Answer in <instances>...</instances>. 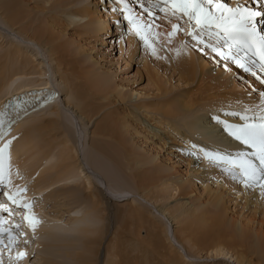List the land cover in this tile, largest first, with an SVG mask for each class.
Returning <instances> with one entry per match:
<instances>
[{"label": "bare ground", "instance_id": "6f19581e", "mask_svg": "<svg viewBox=\"0 0 264 264\" xmlns=\"http://www.w3.org/2000/svg\"><path fill=\"white\" fill-rule=\"evenodd\" d=\"M30 1L0 0L2 22L9 31L16 32V34L13 33L14 36H17L18 40L21 38L24 43V45H20L21 43L8 45L5 50L1 48L3 53L0 55V112L8 120L13 118L16 121L15 126L12 127V133L19 132L14 139L9 141V144L8 141L6 142L8 148L5 155L8 152L9 157L7 165L13 175H10V182L8 186H5V190L15 193L18 188L28 185L24 183L26 177L33 178L34 182L30 190L35 195L43 194L45 205L44 207L37 205L40 210L36 209L32 212L36 211L38 216L39 213L41 214L40 211L46 210V204L49 202L54 205L61 203L65 209L55 207L56 210H61L60 213L56 210L49 211V213L56 211L50 213V225L38 220V226L34 230L31 227V229H26L22 236L26 242H29V247L26 249V245L23 244L13 251L12 257L16 260L15 264H30L28 257L32 258L31 250L34 248L38 250V259L34 264H100V253L102 252L104 257L105 251H107L106 258L111 257L110 264H128L130 253L124 252L126 249L124 246L135 253L134 262L129 264H150L149 257H152L153 263L160 261V264H185L181 262L182 259L172 243L170 246H168L169 242L166 244L167 238H164V234L167 230L163 234L158 225L144 213L142 210L144 208H138L135 203L131 202L127 210L118 209L112 215L109 208L112 207L110 205L113 202L101 191H94L95 188L92 189L90 183L82 188L87 194V199L90 200L88 213L80 220L73 219L76 217L71 216L72 219L68 222L73 226L74 231L79 232V235L83 233L82 237L87 232L90 236L92 235L89 231L92 228L88 229V225L96 222L97 225H95L99 228L93 232L95 237L91 236L92 239H87L90 236H85L86 238L80 240L73 239L70 235L73 229L69 230V233L68 230L62 229L63 227H58V220H63L64 213L70 215L74 211H80L77 207L73 209L66 206L67 202H76L75 198L77 199L76 185H67V179L75 178L77 175L85 179L89 177L86 178L81 163H77L75 146L67 141L63 131H60L64 121L62 122V113L59 110L57 111L58 119L62 123L59 120H48L45 124L39 122L30 126L22 125L31 112L32 115L33 111L34 114L46 113V110H52L58 104L65 109L63 110L64 117H70L67 109L74 107L80 116H84L86 124L94 120L92 125L94 129L91 132L94 138L92 143L94 146L99 144L98 146H101L99 153L107 159H105L106 162L121 171L125 178L132 182L133 192L131 193L126 189L119 190L120 193H114L109 186L108 193L116 202H126L130 200L129 197L153 202L154 212L168 222V224L165 223L166 226H170L169 219L175 222V229L171 227V239L183 251L184 246H187L193 255L201 254V252L213 254V257L217 258L230 255L229 259H233L235 264H264V194L258 186L245 188L238 179H231L232 177L229 178L228 175L220 174L219 176L213 169L212 171L206 170L210 169L206 160L211 159L206 157V153L235 156L243 152L249 157L254 151L240 144L225 130V123L229 124V121L232 124L234 121L236 124L244 123L240 115H247L251 122L264 114L263 99L253 97L249 88L245 93L241 92L242 88L236 83L234 74H238L240 69L241 71L245 69L233 60V63L222 60L204 45L194 47L196 42L186 35V31H181L183 37L178 32L171 37L169 42L166 33L171 29L159 31L153 26L150 37L148 30L145 29L142 35L149 40V43H152V48H149L144 39L136 34L134 26L129 27V23H126L124 30L122 24L118 23L117 11L102 16L91 7L90 3H86L87 0H32L33 3ZM224 2L228 5L227 7L232 8L236 7L237 3L247 5L248 8L252 7L249 0H226ZM252 4L261 5L262 7L258 9L264 11V0L255 3L252 0ZM150 7V3H146V8ZM256 9V7L252 8V10ZM130 10V12L125 11L129 16H144L143 19L138 20L139 24H151L153 16L148 15L146 18V15L140 12H134L136 9L130 8ZM153 12L156 14L159 11L153 9ZM159 14L164 17V13L159 12ZM257 18L264 25V17ZM111 19L118 26L116 29L120 33L119 36H124L123 40L118 41L117 47L121 53L125 52L124 56L127 54L126 58L129 62L134 61V56L139 49L134 37L141 41L142 50L145 48L149 54L155 56L154 67H150L146 59L142 61L144 70L149 75L147 77L149 84L152 86L149 88L154 90L157 94L155 96H160L158 101H155V105L150 102H137L141 96L117 84L114 74H110V71L104 73L105 69L102 68L98 58L93 55L94 45L104 42L101 35L109 34L112 30ZM172 20L176 22L175 18ZM184 28L187 30L186 24ZM71 30H73L71 34L73 39L67 36L68 31ZM157 32L160 33L159 36L155 35ZM3 43L5 42L0 39V44ZM125 44L128 46L127 52L123 51ZM30 47L31 51L28 49ZM153 49H155V54H153ZM39 57L44 64L39 62ZM47 62H50L52 67ZM240 63L247 64L248 61L240 56ZM220 64L223 65L222 69L219 67ZM159 66H162L165 72H172L174 78H178V86L181 88L195 84L197 86L195 93L189 97L173 94L169 86H164V77H161L158 72ZM26 69L32 71L25 72ZM245 72L252 76L240 72L242 78L253 83L255 87H264V83L257 78V76H264L261 71L252 67ZM253 72L257 75L254 76ZM53 74L57 75L61 87L63 85L64 88L51 82L49 77ZM137 74L140 76L139 72ZM7 75L9 76L6 79ZM25 75H35L39 81L16 87L9 97L12 84L18 79H24ZM33 89L36 90L31 93ZM64 95L68 97L66 100L63 98ZM49 96H51L50 100ZM42 101L44 102L43 107L39 105ZM55 102L56 104L51 106ZM107 108L111 110L104 111L105 113L98 116ZM139 120L145 121L149 127L152 124L150 128L156 129L160 134L163 133L164 142L156 137L157 134L150 133L148 130L146 132L144 128L137 130L134 122H139ZM163 124L172 128L176 135L184 141V146L190 144L191 149H198L195 153L200 155L197 162L202 163V170L196 169L194 172L203 174L201 179L194 181L184 177L183 173L177 170L180 162L174 164L176 167L173 164L170 166L167 163H161L156 153L155 156H151L137 148L138 142L137 140L136 143L134 142L135 137L146 143L159 138L158 141L161 143H157L158 147L155 146V149L159 150L158 152L164 149V143L170 141L172 137L169 138V133H165ZM172 144L177 145L175 141H172ZM55 145L57 146L54 147ZM51 146L54 149L62 146L56 156L57 163L53 166L48 164L55 157L48 150ZM26 158L30 164L27 162L28 170H25L23 174L21 163L25 164L22 161ZM187 162L188 166L192 165L191 160ZM91 165L95 169L99 167L98 163L91 162ZM223 165H226L225 168L223 167L226 174L230 166L226 163ZM256 165L259 166V164ZM100 166L104 167L102 162ZM90 168V166L87 167L88 172H91ZM19 172L23 174L21 177L18 176L20 182L15 180L17 177L15 175ZM101 181L103 182L102 179ZM117 182L124 183L123 177ZM167 193L171 195L176 193L178 198L188 204L189 209L185 210L175 205L156 206ZM17 199L20 200L18 197ZM142 230L145 231L144 242H140L139 239ZM110 233L112 237L107 240L105 246L104 240ZM77 236L78 234L75 235ZM24 240H18V242L22 243ZM75 244L81 246L78 251H76ZM142 246H146V249ZM16 252H25L29 255L22 260L14 255Z\"/></svg>", "mask_w": 264, "mask_h": 264}, {"label": "rangeland", "instance_id": "374dc122", "mask_svg": "<svg viewBox=\"0 0 264 264\" xmlns=\"http://www.w3.org/2000/svg\"><path fill=\"white\" fill-rule=\"evenodd\" d=\"M224 1L226 0H222V2L228 6ZM30 2H34V1H30ZM143 2V3H142ZM86 3H90L91 7L94 8V10H96L100 15L104 16L105 14H110L111 12H116L117 16L118 17V23L124 27V30L126 28V23H129L127 22L128 20L126 19H123V17H125L126 12L128 10H130V8H133L135 11L134 12H140L141 14L143 15H146V18L148 16L147 12L145 11L146 8V3H149V0H124V3H121L120 0H87ZM247 7V6H246ZM254 7H257V6H254ZM115 10V11H114ZM126 11V12H125ZM254 11H261V9H256ZM157 16L155 18V23L158 24V25H161V27L157 28L159 31H165V30H169L171 29L170 25L171 23H174L173 20L171 21V23L167 20H165L163 17H161V15L158 13H156ZM144 17V16H143ZM142 17V19H143ZM159 17V18H158ZM64 19V18H62ZM145 19V18H144ZM153 21V17L151 18ZM3 20L0 18V39H2V42H5L3 44H0V51L3 49L5 50L7 48L8 45L11 46V44L13 45H16V44H20V45H24L23 41H21L22 39L19 38L18 40V37L17 36H14V34H16V32H12V31H9V29L7 28V26L2 22ZM63 21V20H62ZM113 19H111V29L109 31V34H102L101 37H102V40L104 41L102 44H95V52H93V55L98 58V61L99 63L101 64L102 68H104L105 71H110L109 73L110 74H114L115 76V81L117 84L119 85H123L124 88H126L125 90H128V91H133L134 93H137L139 94L141 97L138 98V101H144V102H150L152 103V105H155V101H158L157 99L160 98V96H155L157 95L156 93H154V90H151L149 87H152L150 84H149V79L147 78L149 75L148 73L144 70V62L143 59H146L148 61V64L150 67H154V60H156L155 56L152 55V54H149V52L147 51V49L143 48L142 50V44H141V41L139 40H136V37L135 38V41H137V44L139 45V49L136 53V55L134 56V61H130L127 60L126 56L127 54H125L124 56V53L120 52L118 47H117V43L118 41L121 39L123 40L124 36H119V32L118 30L116 29L118 26H116L114 24V21ZM259 21V18H256V22ZM2 22V23H1ZM117 24V23H116ZM129 27H133V24H128ZM71 29H75L74 27H71ZM73 30L71 31H68V37H71V34H73ZM76 30L78 31V29L76 28ZM123 30V28H122ZM11 33V34H10ZM14 33V34H13ZM181 37H183V34L182 32H179ZM148 35L149 37L151 36V32L148 31ZM17 37V38H16ZM121 37V38H120ZM13 38V39H12ZM72 39L74 37H71ZM105 39V40H104ZM205 39H207V37H205ZM11 42V43H10ZM140 43V44H139ZM113 44V46H111ZM2 45V46H1ZM93 45V44H92ZM127 44H125V50L123 51H126L127 52ZM141 47V49H140ZM203 47V45H202ZM2 48V49H1ZM30 51H31V47L28 48ZM32 51H34L32 49ZM208 51V50H207ZM3 52L1 51L0 52V55L2 54ZM95 53V54H94ZM121 54V55H120ZM142 55H143V58H142ZM39 62L43 63L44 61L39 57ZM43 62H42V61ZM159 61V60H158ZM162 61V60H160ZM226 62H230V63H233L232 60H227ZM44 64V63H43ZM47 64H49L51 66V63L50 62H47ZM219 66V65H218ZM52 67V66H51ZM221 69L223 68V65L220 64L219 66ZM107 68V69H106ZM36 69V68H35ZM159 69V75L161 77H164L163 78V82H165L164 86H169L170 90H172V93L173 94H180V95H183L185 97H189L191 95H193L197 89V86H195V84H193V86H186V88H181L178 83V78H174V74L172 72H168L162 68V66H159L158 67ZM239 70V69H238ZM32 70H28L26 69L25 72H31ZM140 73V76L137 74V73ZM239 72V71H238ZM240 72L241 73H244V75L247 74V76H252V75H249V73H246L245 71H241L240 69ZM240 72L238 74H234V77L236 78L237 82L238 83V86L242 89L241 92H246L247 90L250 89V94L253 96V97H259L261 99H263L264 101V97H261V92H264V87L263 88H260V87H255L253 86V83L249 82L247 79L245 80V78H242V75H240ZM246 73V74H245ZM51 75L49 77V79L51 80V82L53 84H57V85H60L61 87V84L59 83V78H57V75ZM9 75L6 76V79ZM26 76V75H25ZM29 77V78H28ZM53 77V78H52ZM23 78V77H22ZM21 78V79H22ZM27 79V80H26ZM55 79V80H54ZM54 82H53V81ZM36 81H39V78L35 75H29V76H26L24 77V79L20 80L18 79L17 81H15V83L12 84V87H11V90H10V94H9V97L12 95V92L15 90L16 87H20V85L22 84H28V83H34ZM59 84H58V83ZM39 83V82H38ZM243 83V84H242ZM249 86V87H248ZM30 87V85L28 86ZM245 87V88H243ZM61 88H64L63 85ZM249 88V89H248ZM189 89V90H187ZM34 90L36 89H33L31 91V93L34 92ZM248 94V93H247ZM145 97H144V96ZM249 95V94H248ZM149 96V97H148ZM250 96V95H249ZM66 97V98H65ZM65 100L68 98L67 96L64 95L63 97ZM57 102V101H56ZM56 102L54 104H52L51 106L55 105ZM136 102V101H135ZM75 106V105H73ZM58 107V108H57ZM56 108H53L52 110L49 109V110H46V113L44 112H38V113H35L34 114V111H33V115H32V112L31 114H28V117H24L23 119H25L23 122H22V125L25 124V126H30V125H33L35 123H39V122H42V123H47L48 120H52V121H60L59 118V115L57 114V111L59 110L62 115H61V119H62V122H63V125H62V128H61V132L64 133L65 135V139L67 141H69L71 144H73L75 146V149L77 151V163H81L83 169L85 170V173L86 174V178H80V176L77 175V177L73 178V177H70L69 179H67L68 181H66L67 185H71V184H75V193H76V197L77 199L75 198L76 202L74 201H71V203L67 202L66 203V206L68 208H76L77 207V210H80V211H77V212H72V213H75V214H72L70 213V215H68L69 213H64L65 214V217L63 218V220H58V227L62 228V229H66L68 230V232L70 233L69 230L72 231L73 229V226L72 225H69V222L68 220L69 219H72L73 217H76V218H73V219H77V220H80L82 219V217L88 213V207L90 206V200L87 199V194H85V192L82 190L83 187H86L87 186V183H90L91 186H92V189L95 188L94 191H97L98 192H102V194L104 196H106V198H109L113 203H111L109 210L111 212V214L113 215L114 212L118 209H121L123 211L127 210V207H129V205H131V202L132 203H135L136 204V207L138 208H144L142 209L144 211V213L152 220L154 221L161 232H163L165 236L164 238H167V241H166V244H168V246H170V243H172V245L174 246V248L176 249V251L178 252V254L180 255V258L182 259L181 262H184L185 264H235L234 260L233 259H229L230 255L226 256V257H222V258H217V257H213V254H205L206 252H201V254H198V255H193V252L187 248V246H184V251L181 250V248H179L175 243H173L172 239H171V227L173 229H175L176 225H175V222L172 221L171 219H169V222H170V226L169 225H165L168 224V222H166L165 219H162L160 218L156 212H154L155 210L152 208V203L153 202H147V200H143V199H136V197H129L130 200H126V202H116L114 198H111L110 194L108 193V188L109 186L112 188V190L114 191V193H120L121 189H126V191H130L133 192V185H132V182L129 180V179H126L125 178V175H123V173H121V171L115 169V167L111 166V164L109 162H106V158L104 156H102L101 153V146H98L97 144H95L96 146H94V144L92 143L94 138H92L91 136V132L93 131L94 127L92 126L93 125V122L94 120L89 124H86V119H84V116H80L78 113H77V110H75L74 107L70 108V109H67V111H69L70 113V117L67 116V117H64V112L63 110L64 107H61L59 104L57 105ZM114 106L112 105V108ZM111 108V107H110ZM153 109V107H151ZM114 109V108H113ZM112 109V110H113ZM74 110V111H73ZM108 110H111L109 108L101 111L98 116L101 114V113H105L106 111ZM58 111V112H59ZM71 111V112H70ZM105 111V112H104ZM121 112H125V111H122V110H119ZM128 111V110H127ZM143 111V110H142ZM36 112V111H35ZM75 114V115H74ZM78 115V116H77ZM97 116V117H98ZM75 117V118H74ZM22 119V120H23ZM27 120V121H26ZM79 121V122H78ZM98 121V120H97ZM60 121V123H62ZM136 123L137 127L136 129L139 130L140 128L141 129H145L146 132H150V133H154V134H157L156 137H159L161 138V141L163 140L164 142V138H163V133L160 134L159 131H157L156 129L154 128H150L152 126V124H150L151 126L149 127V125L146 124L145 121L143 120H139V122H134ZM79 124V125H78ZM229 124H232L231 121H229ZM234 124H236V122L234 121ZM164 125V124H163ZM15 126V125H14ZM165 127V133H169V138L170 136L174 139L172 140V138H170V141L164 143V149L160 150V152H158L159 150H156L155 149V146L156 148L158 147L156 144L159 143L160 141L159 138L158 139H152V141L149 143H146V142H143L142 139H137L136 137L134 138V142H138L137 143V148L143 152H146L148 155H151V156H155L157 154V158L160 159L161 163H167L169 164L170 166L173 164V166H175L174 164H176L177 162L179 163L177 165V170H179L181 173H183V176L190 179V180H194V181H197L199 179H201L203 177V174H199L197 172H194V170L196 169H200L202 170L201 168V164L202 163H199V161L197 162V160H199L198 157H200L199 154L195 153L197 151H195L196 149H189L191 148V145L188 144V145H185L184 146V141L181 140V138L179 136L176 135V133L172 130L171 127H167L166 125H164ZM163 126H161V128H164ZM160 129V128H159ZM148 130V131H147ZM86 131V132H85ZM168 131V132H167ZM83 134H81V133ZM19 132H15V133H10L8 139H7V143L9 144V141L15 136L18 134ZM12 134V135H11ZM14 134V135H13ZM160 134V135H159ZM153 135V134H152ZM154 137V136H153ZM13 138V139H14ZM33 138V137H32ZM73 140V141H72ZM75 140V142H74ZM58 141V139L56 140ZM172 141H175L177 143L176 144H172ZM3 143L0 145V148H3L5 144L7 143ZM135 142V143H136ZM143 142V143H142ZM161 143V142H160ZM93 144V145H92ZM144 144V145H143ZM174 145V146H173ZM57 145H55L54 147H56ZM142 146L144 148H142ZM188 146V147H187ZM53 146L49 147L48 150H50L51 154H53V159L51 160V162H48V164L50 166H53L57 163V153H59V150L62 149V146H60L58 149H54ZM99 147V148H97ZM151 147V148H150ZM154 147V148H152ZM187 149H186V148ZM8 148V147H7ZM7 148L4 149V153L3 155L6 154V151H7ZM53 149V150H52ZM98 149V150H96ZM52 150V151H51ZM154 150V151H152ZM150 151V152H149ZM156 151V152H155ZM185 151V152H184ZM191 151V152H190ZM158 152V153H157ZM151 153V154H150ZM156 153V154H155ZM102 156V157H101ZM202 156V155H201ZM52 158V157H51ZM167 158H169L168 162L167 161ZM106 159V160H105ZM254 160V163H258L259 161L253 156L252 158ZM5 160V161H4ZM26 160V161H25ZM23 159L22 162H24L25 164L28 162V159ZM188 160H191L192 161V165L188 166ZM49 161V160H48ZM207 164H209V168L210 169H206V170H211L213 169V171H217L216 173L220 176L221 175H224L222 174V171L220 169H222L223 167V164L220 162V161H213V159H207L206 160ZM20 162V161H19ZM91 162L93 163H98L99 164V167L97 166V169L94 168V166L91 165ZM100 162L103 163V166L104 167H101L100 166ZM219 162V163H218ZM3 171H5L4 173H6V175L8 176V180L10 182V175L13 173L10 172V169H9V166L7 164H9V157H8V152H7V155L3 156ZM30 164V162H28ZM23 164L21 163V166L23 167L21 170V172H23L24 174V171L28 170V166L29 164ZM221 164V165H220ZM259 164V163H258ZM28 165V166H27ZM87 165V166H86ZM27 166V167H26ZM89 166L91 167L90 170L91 172H88V169L87 167L89 168ZM25 167V168H24ZM176 167V166H175ZM203 167H205L203 165ZM47 168V167H46ZM101 168V169H100ZM225 168V167H224ZM7 169V170H6ZM205 169V168H204ZM219 170V171H218ZM225 170V169H223ZM236 172H238V170H235ZM234 170H229L226 175L230 176L231 175V172H235ZM21 172L17 173V177H15L14 179L19 181L20 182V179L19 177H21V175H23ZM187 172V174L185 175V173ZM202 172V171H200ZM11 175V176H12ZM72 175V174H71ZM97 175V176H96ZM19 176V177H18ZM225 176V175H224ZM97 177V178H96ZM124 179V183H120L117 182L120 178ZM212 177V176H211ZM232 177V176H231ZM25 178V177H24ZM230 178V177H229ZM19 179V180H18ZM27 179V180H26ZM101 179L103 180V182L101 181ZM232 179V178H231ZM5 180H6V177H5ZM26 181V182H25ZM30 181V182H29ZM78 181V182H76ZM6 182V181H5ZM29 182V183H28ZM33 182H34V179L31 178L29 179V177H26L24 179V183H27L28 185H23L22 188L20 189H23V187H25V189H27V194L30 193V195H27L24 196V191L23 192H19V190L17 192L18 195L17 197L22 201V202H32V205H35V206H32L29 210H28V215L31 213V215L34 214L35 218L38 219L40 222H43L44 224H48L50 225V213H55L56 211L60 213L61 210L65 209L64 207H62V204H58L60 207H58V205H53L49 202L48 206L46 204V207L45 208L46 210H42L40 211L41 214L39 213L38 216L36 215V211L32 212L33 210H36L38 209V211L40 210L39 206H42L44 207L45 205V200L43 199V194H34L30 189H31V186L33 185ZM117 182V183H116ZM126 184V185H125ZM123 185V186H122ZM8 186V184H7ZM30 186V187H29ZM76 187L78 189H76ZM124 187V188H123ZM255 187V185L253 186ZM7 188V187H6ZM129 189V190H128ZM132 190V191H131ZM7 192V189L5 190ZM30 191V192H29ZM16 192V193H17ZM32 192V193H31ZM9 193H11L9 191ZM50 193V192H49ZM168 193H171V192H168ZM165 196V198L163 200H160L156 206H160V207H164V206H180V207H183V209L187 210L189 209V206L188 204L183 201L181 198H178L176 193H173V195L171 194H168ZM79 194V195H78ZM33 195V196H32ZM78 195V196H77ZM133 195V194H132ZM172 196V197H171ZM6 197V196H5ZM28 197V198H27ZM7 198V197H6ZM128 198V199H129ZM133 198V199H131ZM30 199V200H29ZM78 200V202H77ZM143 200V201H142ZM146 202V203H145ZM78 203V204H76ZM69 204V205H68ZM76 204V205H75ZM73 205V206H72ZM35 207V208H34ZM58 209H61L60 211L56 210L57 208ZM81 208V209H80ZM48 209V210H47ZM21 211L24 212L23 209H20ZM54 211L56 210L55 212H50L49 211ZM19 211V209H18ZM43 212H46L47 214H43ZM63 212V211H62ZM82 212V213H81ZM84 212V213H83ZM24 215V213H23ZM48 215V216H47ZM44 216V217H43ZM72 216V218H71ZM79 217V219L77 218ZM81 217V218H80ZM97 221V220H96ZM102 223L104 224V221H102ZM25 224V222L23 223ZM96 222L94 223H91L88 225V229L89 228H92V229H89L90 232H92L91 236L92 238L95 237L94 235V230L99 228V226L97 227L96 225ZM38 226V224L36 225ZM35 226V228H36ZM80 226V225H79ZM90 226V227H89ZM48 227V226H47ZM27 228H30L29 224L27 225ZM26 228V229H27ZM68 228V229H67ZM25 229V230H26ZM31 229V228H30ZM133 229V227H132ZM75 229H73V232L70 233V235L73 237V239H77V240H80V239H83V238H86V237H89L90 234L87 232V233H84V236L82 237L83 233H80L82 235H79V232L77 233V231H74ZM26 232V231H25ZM111 232V231H110ZM74 234V236H73ZM78 234V238L75 237V235ZM87 234V235H86ZM138 235V234H137ZM81 236V237H79ZM86 236V237H85ZM91 236L87 239H92ZM23 237V236H22ZM75 237V238H74ZM112 237V234L110 233L106 239L104 240V243H105V246L107 244V240H109V238ZM24 238V237H23ZM168 238H169V241H168ZM25 239V238H24ZM23 239V240H24ZM139 239H140V242H144L145 241V231L142 230L140 231V236H139ZM21 241V240H20ZM29 242H26V249L29 247L28 245ZM79 246V247H78ZM104 246V247H105ZM75 247L77 248L76 251H78V249L81 248L80 245L78 244H75ZM126 247V249L124 250L125 253L129 252L130 255L128 256V260H129V263H133L134 262V257L135 256V253L134 252H131L127 246H124V248ZM143 248L146 249V246H142ZM106 248V247H105ZM39 249V248H38ZM33 254L32 258L28 257L29 254H26L24 257H28V262H30V264H34L35 263V260L38 259L37 257V254H38V250L37 248H34L33 250H31ZM18 252H16L15 255H17ZM127 253V254H129ZM107 256V251H105V255L103 257L102 255V252L100 253V264H102V261H103V264H110V258L111 257H108L106 258ZM23 257V258H24ZM103 258V259H102ZM150 258V264H160V261H156V262H152V257H149ZM41 259V257H40ZM23 260V259H22ZM106 262V263H105ZM158 262V263H157ZM128 263V264H129ZM148 264V263H146ZM162 264V263H161Z\"/></svg>", "mask_w": 264, "mask_h": 264}, {"label": "snow or ice", "instance_id": "6c2138e0", "mask_svg": "<svg viewBox=\"0 0 264 264\" xmlns=\"http://www.w3.org/2000/svg\"><path fill=\"white\" fill-rule=\"evenodd\" d=\"M120 2L124 3V0H120ZM149 3L151 7L145 11L154 18L151 24H139L138 20L142 17L125 15V19L133 24L136 34L144 39L149 48H152V43H149L142 32L145 29L151 32L153 26L161 27V25L155 24L156 14L153 9H156L164 13L163 18L170 23L172 18H175L176 22L171 23V31L166 33L169 42L171 37L178 32L186 31V35L196 42L194 47L204 45L222 60L231 59L245 71L256 67L264 72V34H261L256 27V18L264 17V11H254L239 3L234 8L227 7L222 0H149ZM185 24L187 30L184 28ZM155 35L159 36L160 33L157 32ZM241 52L247 57V64L240 63ZM153 54H155V49H153ZM253 75L255 76L257 73L253 72ZM257 78L260 79L261 83H264V76H257ZM261 97H264V92H261ZM233 115L237 114L233 113ZM240 119L245 122L241 124L225 123V130L240 144L254 150L250 155L259 161V166L254 164L243 152H239L235 156L220 153H206L205 155L213 160L228 164L229 170H238V174L232 175L234 180L238 179L245 188L258 186L264 194V114L251 122H249L247 115H240ZM7 147L8 144H5L3 148H0V183L5 180L2 161L4 149ZM23 191L25 189L19 190V192ZM3 195L15 208L24 210L22 219L28 222L34 230L39 221L34 214L28 215L32 202L18 200V193L5 192ZM12 211L13 209L8 204L0 203V212H8L11 215ZM2 225L3 221L0 220V234L8 232L11 243L10 229H5ZM17 227L19 226L17 225ZM25 255V252H18L17 258L22 259Z\"/></svg>", "mask_w": 264, "mask_h": 264}, {"label": "water", "instance_id": "95a60500", "mask_svg": "<svg viewBox=\"0 0 264 264\" xmlns=\"http://www.w3.org/2000/svg\"><path fill=\"white\" fill-rule=\"evenodd\" d=\"M50 98H51V96H49V100H50ZM40 106H42V107H43V106H44V104H42V105H40Z\"/></svg>", "mask_w": 264, "mask_h": 264}]
</instances>
